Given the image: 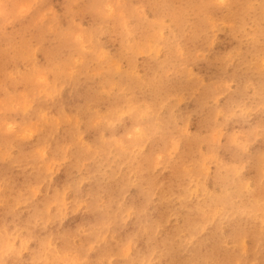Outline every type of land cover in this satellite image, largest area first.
Wrapping results in <instances>:
<instances>
[{"label": "rangeland", "instance_id": "obj_1", "mask_svg": "<svg viewBox=\"0 0 264 264\" xmlns=\"http://www.w3.org/2000/svg\"><path fill=\"white\" fill-rule=\"evenodd\" d=\"M163 1L0 0V38L12 43L0 42V264H190L217 250V264H256L264 239L247 225L264 229V0ZM201 208L210 226L194 221ZM48 231H68L56 260L40 251Z\"/></svg>", "mask_w": 264, "mask_h": 264}, {"label": "bare ground", "instance_id": "obj_2", "mask_svg": "<svg viewBox=\"0 0 264 264\" xmlns=\"http://www.w3.org/2000/svg\"><path fill=\"white\" fill-rule=\"evenodd\" d=\"M162 1V0H161ZM165 1V0H164ZM163 1V2H164ZM169 1V0H168ZM192 1V0H191ZM196 2V1H195ZM198 2V1H197ZM178 6V5H177ZM163 7V6H162ZM168 7V6H167ZM180 7V6H179ZM160 8V7H159ZM158 9V8H157ZM176 9V8H175ZM165 12H167V11H165ZM84 13V12H83ZM180 14H181V12H180ZM170 15H171V17H173L172 16V13H170ZM181 16V18H182V15H180ZM174 17H175V15H174ZM175 20V19H174ZM262 23V22H261ZM111 24V23H110ZM253 25V24H252ZM112 25H110L109 27H111ZM234 26V25H233ZM39 29H40V27H39ZM39 29L37 28V29H35V30H38V34H39ZM42 30V29H41ZM44 30V29H43ZM45 31V30H44ZM44 31H43V33L41 34V31H40V34H41V36H44L45 34H44ZM14 32V31H13ZM12 32V33H13ZM10 33V32H9ZM11 33V34H12ZM32 36L34 37V35L37 33V32H33L32 31ZM193 33V32H192ZM44 34V35H43ZM16 35H17V33H16ZM113 35V34H112ZM135 35V34H134ZM187 35V34H186ZM234 35V34H233ZM8 36V35H7ZM6 36V37H7ZM13 36V35H12ZM37 36V37H36ZM38 36H39V38L41 37L40 35H35V37L36 38H38ZM136 36V35H135ZM134 36V37H135ZM191 36V35H190ZM3 37V36H2ZM11 37V36H10ZM192 37V36H191ZM4 38H5V35H4ZM8 38V37H7ZM7 38H5V39H3L2 38V40H3V47H5L6 48V46H7V48L6 49H8V47H9V49L11 48L10 46L12 45V43L10 44V42H9V44L6 42L7 41ZM12 38V37H11ZM43 38V37H42ZM44 39V38H43ZM2 40H1V38H0V42L2 43ZM11 40V39H10ZM9 40V41H10ZM4 41L7 43V44H4ZM11 42H13L12 40H11ZM62 42V41H61ZM14 43V42H13ZM61 44V43H60ZM1 46V45H0ZM64 46V45H63ZM262 46V45H261ZM18 47V46H17ZM260 47V46H259ZM13 49H14V47H12ZM16 48V47H15ZM45 48H47V47H45ZM64 48V47H63ZM2 49V48H1ZM9 49H8V51H9ZM49 49H51V48H49ZM66 49V48H65ZM69 49H71V48H69ZM12 50V49H11ZM15 50H16V52H19V50L16 48V49H14V52H15ZM45 50V49H44ZM48 50V49H47ZM222 50V49H221ZM226 50V49H225ZM3 51H4V49H3ZM6 51V50H5ZM7 51V52H8ZM13 51V50H12ZM48 51H50V50H48ZM58 51V50H57ZM59 51H61V48H60V50ZM64 51H66V50H64ZM67 51H68V49H67ZM72 51V50H71ZM70 50H69V52H70V54L72 53ZM12 53V55L15 57V58H17L18 56H20L21 55V52H19L20 53V55H15V53ZM63 51H61L60 53H62ZM69 52H67V53H69ZM221 52V51H220ZM244 52V51H243ZM246 52V51H245ZM46 52H44V54H45ZM56 53H58V52H56ZM6 53H4L3 54V56H5L6 57V55H5ZM23 54V53H22ZM70 54H68L69 56H70ZM0 55H1V53H0ZM11 54H10V52H9V56H10ZM53 55H54V53H53ZM60 55H62V54H60ZM216 55H218V54H216ZM48 57V55H46L45 54V57ZM214 56H215V54H214ZM222 56V55H221ZM252 56V55H251ZM14 57H13V59H14ZM66 57H67V54H66ZM66 57H65V55L63 54V57L62 58H64V59H66ZM212 57H213V54H212ZM255 57V56H254ZM20 58H21V56H20ZM19 58V59H20ZM22 58H24L23 56H22ZM85 58H86V56H85ZM1 59V58H0ZM12 58H11V61L13 60ZM19 59H16L15 60V62L18 60L19 61ZM46 59V58H45ZM44 59V60H45ZM47 59H50V58H47ZM45 60V61H48V60ZM52 59V58H51ZM50 59V60H51ZM256 58H254V60H255ZM3 60V61H2ZM1 61L4 63V62H6L5 61V59H2ZM7 60V59H6ZM21 60V59H20ZM22 61H23V59H22ZM259 61V60H258ZM8 62V61H7ZM13 62H14V60H13ZM19 62H21V61H19ZM11 63V62H10ZM17 63V62H16ZM15 63V64H16ZM34 63V62H33ZM47 63H50V62H46V64ZM213 63H214V61H213ZM216 63V62H215ZM223 63V62H222ZM237 63V62H236ZM0 64H2V63H0ZM9 64V63H8ZM7 63H6V65H8ZM18 64V63H17ZM35 64V63H34ZM207 64V63H206ZM219 64H221V63H219ZM232 64V63H231ZM257 64V63H256ZM4 65H5V63H4ZM4 65H2V66H4ZM6 65H5V67H6ZM48 65V64H47ZM234 65V64H233ZM260 65V64H259ZM31 66H32V63H31ZM35 66V65H34ZM219 66V65H218ZM223 66V65H222ZM235 66V65H234ZM4 67V68H5ZM217 67V66H216ZM229 67V66H228ZM231 67V70H232V66H230ZM242 67V66H241ZM2 68V67H1ZM0 68V69H1ZM33 68V67H32ZM208 68H209V66H208ZM259 68V67H258ZM3 69V68H2ZM1 69V70H2ZM218 69V68H217ZM223 69V68H222ZM226 69H227V67H226ZM4 70V69H3ZM2 70V71H3ZM8 70V69H7ZM6 69H5V71L6 72H8ZM214 70V69H213ZM9 71H10V69H9ZM18 71V70H17ZM21 71V70H20ZM215 71V70H214ZM6 72L4 73V71H3V74H5L6 75ZM230 73V72H229ZM246 73V72H245ZM255 73V72H254ZM263 75V74H262ZM2 77V76H1ZM257 78H258V76H256ZM239 78H240V76H239ZM234 79V78H233ZM249 80V79H248ZM259 80V79H258ZM261 80H262V78H261ZM241 81V80H240ZM264 81V80H263ZM248 82V81H247ZM254 82V81H253ZM255 83V82H254ZM245 84V83H244ZM257 84V83H256ZM263 84V83H262ZM248 85H250V84H248ZM259 86H260V84H258ZM253 86V85H252ZM258 86V87H259ZM262 86V85H261ZM248 87V86H247ZM253 88H254V86H253ZM263 88V87H262ZM261 88V89H262ZM89 90V89H88ZM246 90H249V87H248V89H246ZM238 91V90H237ZM91 92V91H90ZM240 92V91H239ZM252 92H254V90L252 91ZM81 93V92H80ZM241 93V92H240ZM251 93V92H250ZM249 93V94H250ZM257 93H259V92H257ZM243 94V93H242ZM256 94V93H255ZM259 94H261V96H262V93H259ZM200 95V94H199ZM256 95H258V94H256ZM236 97V96H235ZM252 97V96H251ZM231 98V97H230ZM238 98H239V96H238ZM262 98H264V97H262ZM150 101V100H149ZM208 102V101H207ZM194 104V103H193ZM151 105V104H150ZM149 105V106H150ZM197 106H198V104H197ZM151 108H152V106H150ZM152 109H154V108H152ZM194 109H195V107H194ZM205 109V108H204ZM206 110V109H205ZM210 110V109H209ZM199 111V110H198ZM208 111V110H207ZM188 112V111H187ZM203 112V111H202ZM205 113H207V112H205ZM210 114H211V112H209ZM208 113V114H209ZM223 113V112H222ZM212 115V114H211ZM210 115V116H211ZM260 117V116H259ZM261 119V118H260ZM168 120V119H167ZM259 120V119H258ZM206 121V120H205ZM172 122V121H171ZM258 122V121H257ZM122 124H123V122H122ZM129 124V123H128ZM161 125V124H160ZM121 126V125H120ZM123 127V126H122ZM161 127H162V125H161ZM169 127H171V126H169ZM200 128H202V127H200ZM250 131V130H249ZM167 132V131H166ZM63 136V135H62ZM61 139V138H60ZM169 141V140H168ZM189 142H190V140H189ZM192 142V141H191ZM12 143V142H11ZM191 144V143H190ZM158 145H160V144H158ZM23 149V148H22ZM255 149H256V147H255ZM259 149V148H258ZM253 151V150H252ZM80 153H82V152H80ZM241 153V152H240ZM256 154V153H255ZM262 154H263V152H262ZM262 156V155H261ZM197 157V156H196ZM245 157V156H244ZM185 160V159H184ZM23 162V161H22ZM25 164V163H24ZM206 164V163H205ZM141 166V165H140ZM7 170H8V168H7ZM9 171V170H8ZM19 172H20V170H18ZM250 171V170H249ZM135 172V171H134ZM6 174V173H5ZM71 174V173H70ZM132 174V173H131ZM138 174H140V173H138ZM246 174V173H245ZM249 174V173H248ZM11 175H12V172H11ZM24 175V174H23ZM224 175V174H223ZM19 176V175H18ZM135 176H136V174H135ZM140 176V175H139ZM139 176H136L137 178L136 179H138V177ZM142 176H144L143 174L141 175V177ZM179 176V175H178ZM16 177H17V175H16ZM71 177V176H70ZM117 177V176H116ZM134 177V176H133ZM241 177V176H240ZM12 178V177H11ZM140 178V177H139ZM17 179V178H16ZM69 179V178H68ZM71 179V178H70ZM115 179H117V178H115ZM174 179V178H173ZM264 179V178H263ZM22 180H23V177H22ZM254 180V179H253ZM19 181V180H18ZM111 181V180H110ZM134 181V180H133ZM143 181V180H142ZM252 181V180H251ZM263 181V180H262ZM262 181H261V183H262ZM14 182V181H13ZM16 182V181H15ZM107 182V181H106ZM120 182V181H119ZM139 182L141 183V180H139ZM176 182H177V180H176ZM226 182V181H225ZM23 184V183H22ZM70 184V180H68V181H66L65 183H64V185H69ZM119 184V183H118ZM139 184V183H138ZM137 184V185H138ZM142 184H145V182H143ZM180 184H181V182H180ZM184 184H185V182H184ZM250 184V183H249ZM252 184V183H251ZM20 185H21V183H20ZM92 185V184H91ZM113 185V184H112ZM182 185V184H181ZM220 185H222V184H220ZM93 186H95V185H93ZM110 186V185H109ZM139 186H140V184H139ZM171 186V185H170ZM264 186V185H263ZM221 187V186H220ZM235 187V186H234ZM128 188V187H127ZM130 188V187H129ZM142 188V187H141ZM155 188V187H154ZM159 188V187H158ZM157 188V189H158ZM177 188H178V185H177ZM181 188V187H180ZM228 188V187H227ZM232 188V187H231ZM92 189H93V187H92ZM91 189V190H92ZM165 189V188H164ZM173 189V188H172ZM250 189V188H249ZM128 190V189H127ZM153 190V192H154V194L157 196V194H158V196H159V198H166L167 196H168V193L166 192V191H160V189L159 190H156L155 189V191H154V189H152ZM175 190H176V188H175ZM175 190H173V191H175ZM178 190V189H177ZM93 191V190H92ZM94 191H96V190H94ZM115 191V190H114ZM113 191V192H114ZM169 192V194H170V191H168ZM176 192V191H175ZM178 192V191H177ZM257 192V191H256ZM1 193V192H0ZM157 193V194H156ZM262 193V192H261ZM114 194V193H113ZM255 193H253V195H254ZM258 194V193H257ZM15 195V194H14ZM143 195H144V193H143ZM10 196V195H9ZM137 196H139L138 194L136 195V196H134V197H136V199L138 200L139 198H137ZM180 195H178V197H179ZM183 196V195H182ZM133 197V198H134ZM9 198H11V197H9ZM15 198V197H14ZM131 198V197H130ZM142 198V197H141ZM173 198V197H172ZM205 198V197H204ZM259 198V197H258ZM168 199L169 198H167V200L166 201H168ZM177 199V198H176ZM182 199V198H181ZM184 199V198H183ZM182 199V200H183ZM213 199H215L214 197H213ZM9 200V199H8ZM130 200V199H129ZM136 200V201H137ZM174 200V199H173ZM201 200V199H200ZM251 200V199H250ZM178 201H180L181 202V200H178ZM199 201V200H198ZM223 201V200H222ZM262 202H261V204L264 202V200H261ZM17 202V201H16ZM18 202H19V200H18ZM139 202V201H138ZM137 202V203H138ZM164 203H165V201H163ZM186 202V201H185ZM188 202V201H187ZM193 202V201H192ZM192 202H190L191 204H192ZM201 202V201H200ZM6 203H7V200H6ZM5 203V204H6ZM129 203H130V201H129ZM136 203V204H137ZM140 203H142L141 201H140ZM161 203V202H160ZM159 203V204H160ZM195 203V202H194ZM193 203V204H194ZM260 203V202H259ZM14 204V203H13ZM20 204V203H19ZM135 204V203H134ZM139 204V203H138ZM143 204V203H142ZM168 203H166V205H167ZM182 204H184V203H182ZM192 204V205H193ZM127 205V204H126ZM181 205V204H180ZM179 205V206H180ZM198 205V204H197ZM202 205V204H201ZM217 205H219V204H217ZM217 205H215V208L217 207ZM10 206V205H9ZM14 207H15V205H13ZM136 206V205H135ZM138 206H140V204L138 205ZM138 206H136V207H138ZM142 206V205H141ZM202 206H204V205H202ZM226 206V205H225ZM258 206H260V205H258ZM144 207V206H143ZM162 207H163V205H162ZM184 207V206H183ZM182 207V208H183ZM5 208V207H4ZM12 208V207H11ZM18 208V207H17ZM29 208H31V207H29ZM32 208H33V206H32ZM32 208H31V210H32ZM145 208V207H144ZM191 208V207H190ZM219 208H221V207H219ZM44 209V208H43ZM47 209V208H46ZM148 209V208H147ZM165 209V208H164ZM209 209L212 211V214L211 215H216V209H215V212H214V210H213V208L211 209L210 207H209ZM227 209V208H226ZM6 210V209H5ZM9 210V209H8ZM31 210H28V212H30ZM38 210H40V208L38 209ZM93 210V209H92ZM155 210H157V209H155ZM161 210H162V208H161ZM20 211V210H19ZM36 211H37V209H36ZM42 211V210H41ZM164 211V210H163ZM167 211V210H166ZM183 211V210H182ZM196 211V210H195ZM202 211V212H201ZM206 209H203V208H201V209H199L198 210V212H197V214H196V218H193L194 219V221L195 222H200V223H203V224H205V227L206 226H210V222H212V221H214L213 219H211V220H209V218L208 217H205L207 214H206ZM250 211V210H249ZM261 211H264V209H261ZM22 212V211H21ZM118 212V211H117ZM148 212H150V211H148ZM152 212H153V210H152ZM156 212V211H155ZM165 212V211H164ZM163 212V213H164ZM184 212V211H183ZM194 212V211H193ZM4 213V212H3ZM15 213H16V211H15ZM14 213V214H15ZM33 213V212H32ZM159 213V212H158ZM205 213V214H204ZM246 213V212H245ZM9 214V213H8ZM11 214V213H10ZM19 214V213H18ZM21 214V213H20ZM143 214V213H142ZM142 214H140V215H142ZM147 214V213H146ZM182 214V213H181ZM4 215H6V214H4ZM192 215V217H195V216H193V214H191ZM205 215V216H204ZM21 216V215H20ZM26 216H28L27 215V213H26ZM115 216V215H114ZM158 216H159V214H158ZM183 216V215H182ZM181 216V217H182ZM1 217H2V215H1ZM44 217V220H45V222H48L51 218H50V216H43ZM87 217H88V214H87ZM99 217V216H98ZM154 217H156V216H154ZM185 217V216H184ZM191 217V216H190ZM189 217V218H190ZM191 217V218H192ZM205 217V218H204ZM23 218H24V216H23ZM93 218V217H92ZM96 218V217H95ZM103 218V217H102ZM147 218H148V216H147ZM153 218V217H152ZM241 218H244V217H241ZM2 219V218H1ZM5 219V218H4ZM22 219V218H21ZM21 219H20V222H21ZM29 219V218H28ZM38 219V218H37ZM86 219H88V218H86ZM98 219H100V218H98ZM141 219V218H140ZM151 219V218H150ZM157 219V218H156ZM207 219V220H206ZM235 219V218H234ZM19 220V219H18ZM17 220V221H18ZM42 220V219H41ZM91 221H93L92 219H90ZM102 220V219H101ZM144 220H146L145 218H144ZM155 220V219H154ZM159 220V219H158ZM158 220H157V222H158ZM191 220V219H190ZM189 220V221H190ZM237 220V219H236ZM31 221H33V220H31ZM39 221V220H38ZM51 221H53L52 219H51ZM83 221H84V219H83ZM136 221V220H135ZM134 221V222H135ZM184 221V220H183ZM248 221H249V219H248ZM248 221H247V223H248ZM15 222V221H14ZM19 222V221H18ZM17 222V223H18ZM19 222V223H20ZM27 222V221H26ZM137 222V221H136ZM150 222H152V221H150ZM149 222V223H150ZM163 221H161V223H162ZM231 222H233V220L231 221ZM251 222V221H250ZM5 223V222H4ZM3 223V224H4ZM25 223V222H24ZM30 223V222H29ZM37 223L38 222H36V225H37ZM82 223H87V222H82ZM0 224H1V222H0ZM15 224V223H14ZM48 224V223H47ZM47 224H46V226H47ZM134 224V223H133ZM153 224H154V222H153ZM224 224H225V222H224ZM223 223H222V220L220 219V221L215 225V226H213V227H215V229H216V231H217V233L219 234V237H217V240H220V238H221V236L223 235V233L225 234V230L223 229V226H225ZM16 225V224H15ZM26 225V224H25ZM28 225V224H27ZM178 225H179V223H178ZM227 225V224H226ZM245 225H247V224H245ZM22 226V225H21ZM29 226H30V228L32 227V225L31 224H29ZM29 226H27L28 228H29ZM138 226H139V224H138ZM146 226V225H145ZM160 226V225H159ZM166 226V225H165ZM180 226V225H179ZM252 227V230L250 231L255 237H257V239H259V240H263L264 239V229L262 228L263 226H261V225H259V222H257V221H254V222H252L251 224H249L248 223V225H247V228H249V227ZM36 227V226H35ZM34 227V228H35ZM38 227H39V223H38ZM133 227V226H132ZM140 227H142V226H140ZM171 227V226H170ZM226 227V226H225ZM231 227V226H230ZM242 226H235L234 228H233V230L231 231V239L233 238L234 240H235V242H236V245H235V247L237 246V247H239L240 246V244H242V242H243V238L244 237H242V235L243 234H245L244 232H242V228H241ZM256 227V228H255ZM139 228V227H138ZM150 228V227H149ZM165 228V227H164ZM167 228V227H166ZM177 228V227H176ZM27 229V228H26ZM31 229H33V228H31ZM39 229V228H38ZM50 229V228H49ZM135 229H136V225H135ZM140 229V228H139ZM192 229V228H191ZM231 229V228H230ZM42 230V229H41ZM51 230V229H50ZM72 230V229H71ZM71 230H69V232L68 233H70V231ZM91 230V229H90ZM96 230V229H95ZM131 230V229H130ZM142 230H143V227H142ZM146 230V229H145ZM161 230L162 229H159V231L161 232ZM170 230H171V228H170ZM174 230V229H173ZM172 230V231H173ZM239 230L242 232L241 234L239 233ZM245 230H247V229H245ZM244 230V231H245ZM33 231V230H32ZM31 231V233L32 234H34V231L32 232ZM54 231H55V229H54ZM128 231V230H127ZM148 231H149V229H148ZM169 231V230H168ZM184 231V230H183ZM229 231V230H228ZM248 231V230H247ZM246 231V232H247ZM38 232V231H37ZM49 232V231H48ZM67 232H65V233H63V232H49V234H51V235H47V236H45V237H43V238H40V237H38V236H40V235H38L37 237L38 238H40V251H41V254L44 256V257H47L48 258V260H52V259H58V255L60 254V253H62L63 254V252H66V250H67V248L69 247V243H70V241H68L67 239H66V236H68V233ZM72 232V231H71ZM74 232V231H73ZM72 232V233H73ZM101 232H102V230H101ZM129 232V231H128ZM135 232V231H134ZM169 232H171V231H169ZM168 232V233H169ZM185 232H187V231H185ZM210 232V231H209ZM30 233V232H29ZM58 233V234H57ZM60 233H63L65 236H63V234H60ZM159 233V232H158ZM164 233V232H163ZM184 233V232H183ZM35 234H36V232H35ZM57 234V235H56ZM126 234V233H125ZM129 234H130V232H129ZM148 234V233H147ZM154 234V233H153ZM157 234V233H156ZM161 234V233H160ZM159 234V235H160ZM42 235V234H41ZM55 235V236H54ZM124 235V234H123ZM150 235V234H149ZM175 235V234H174ZM229 235V234H228ZM250 235V234H249ZM248 235V236H249ZM252 235V236H253ZM136 236H137V234H136ZM144 236V235H143ZM157 236V235H156ZM168 236V235H167ZM186 236V235H185ZM246 236V235H245ZM35 237V236H34ZM91 237V236H90ZM124 237V236H123ZM126 237L128 238V236L126 235ZM165 237H166V234H165ZM182 237V236H181ZM85 238H86V236H85ZM152 238V237H151ZM160 238V237H159ZM178 238V237H177ZM88 239V238H87ZM91 239V238H90ZM89 239V240H90ZM207 239V238H206ZM211 239V238H210ZM231 239H229V240H231ZM251 239V238H250ZM84 240V239H83ZM139 240V239H138ZM141 240V239H140ZM158 240H160V239H157V241ZM177 241H178V239H176ZM175 240V241H176ZM254 240H256V239H254ZM31 241H33V240H31ZM35 241V240H34ZM82 241V240H81ZM143 241H144V239H143ZM146 241H147V239H146ZM151 241H152V239H151ZM150 241V242H151ZM155 241V240H154ZM253 241V240H252ZM36 242V241H35ZM145 242V241H144ZM159 242V241H158ZM234 242V241H233ZM254 242V241H253ZM257 242V241H256ZM260 242H262V241H260ZM51 243H52V245H51ZM72 243V242H71ZM149 243V242H148ZM212 243V242H211ZM210 243V244H211ZM255 243V242H254ZM258 243V242H257ZM263 244H264V242H262ZM135 244V243H134ZM136 244H137V242H136ZM152 244V243H151ZM206 244V243H205ZM215 244L216 245H218V243L217 242H215ZM230 244V243H229ZM262 244V245H263ZM77 244H75V246H76ZM83 245V244H82ZM145 246L147 245V244H144ZM261 245V244H260ZM38 246V245H37ZM36 246V247H37ZM78 246V245H77ZM84 246V245H83ZM127 246H129V249L131 248L130 247V245H127ZM136 246V245H135ZM141 246V245H140ZM139 246V247H140ZM149 246H150V244H149ZM148 246V247H149ZM161 246V245H160ZM159 246V247H160ZM175 246V245H174ZM215 246V245H214ZM0 247H1V244H0ZM3 247V246H2ZM82 247V246H81ZM162 247V246H161ZM171 247V246H170ZM204 247V246H203ZM207 247V246H206ZM205 247V248H206ZM256 247H257V249H259V251H258V253H257V249H253V251L256 253V256H257V254H258V256H257V258H255V262H256V264H264V249L263 248H260L259 246H257L256 245ZM264 247V246H263ZM23 248V247H22ZM110 248V247H109ZM152 248V247H151ZM168 248V247H167ZM181 248V247H180ZM209 248V247H208ZM231 248V247H230ZM232 248H234L233 246H232ZM1 249V248H0ZM69 250H70V248H68ZM132 249V248H131ZM133 249H135V248H133ZM132 249V250H133ZM166 249V248H165ZM164 249V250H165ZM199 249V248H198ZM213 249V248H212ZM215 249V248H214ZM4 250V249H3ZM3 250H1V251H3ZM21 250V249H20ZM19 250V251H20ZM109 250V249H108ZM139 250V252H140V248L138 249ZM145 250V249H144ZM182 250V249H181ZM200 250H201V248H200ZM207 250V249H206ZM209 250V249H208ZM263 250V251H262ZM31 251V250H30ZM34 251H36V249L34 250ZM81 251H82V249L79 251V253H81ZM115 251V250H114ZM131 251V250H130ZM129 251V252H130ZM135 251H136V249L134 250V253H135ZM155 251H157V250H155ZM158 251H159V249H158ZM199 251V250H198ZM202 251V250H201ZM200 251V252H201ZM216 251V250H215ZM236 251V250H235ZM21 252V251H20ZM107 252V251H106ZM112 252V251H111ZM147 252V251H146ZM145 252V253H146ZM171 252V251H170ZM173 252V251H172ZM203 252V251H202ZM209 253H207V254H202V253H198L197 255H193V256H191L192 258H194L195 259V261H191V262H189L190 264H217V262H216V260H215V256H214V254L215 253H218V255H219V258L220 259H222L221 257H220V251H216V252H214L213 253V251H208ZM233 252H234V250H233ZM233 252H231V251H229V253H228V250L224 247L223 248V256H224V258L225 259H227L228 261H226L227 263L229 262V263H232V261L231 260H229V259H231L230 257H231V253H233ZM4 253V252H3ZM2 253V254H3ZM22 253V252H21ZM193 253V252H192ZM20 254V253H19ZM37 254V253H36ZM36 254H34L33 252H32V254H31V259H35L34 258V255L36 256ZM150 254V253H149ZM171 253H169V255H170ZM173 254V253H172ZM171 254V255H172ZM175 254L176 253H174V257H175ZM177 254H179V253H177ZM196 254V253H195ZM229 254H230V256H229ZM0 255H1V253H0ZM38 255H40V254H38ZM61 255V254H60ZM132 255V254H131ZM145 255V254H144ZM143 255V256H144ZM160 255V254H159ZM49 256V257H48ZM65 256V255H64ZM81 256V255H80ZM105 256V255H104ZM103 256V257H104ZM157 256V255H156ZM161 256V255H160ZM168 256V255H167ZM173 256V255H172ZM189 256V255H188ZM128 257V256H127ZM155 257V256H154ZM158 257V256H157ZM180 257V256H179ZM37 258V257H36ZM100 258V257H99ZM134 258V257H133ZM184 258H186V257H184ZM183 258V259H184ZM191 258V259H192ZM229 258V259H228ZM235 258H236V256H235ZM19 259V258H18ZM30 259V258H29ZM46 259V258H45ZM45 259H43L42 260V262L45 260ZM61 259V258H60ZM83 259V258H82ZM85 259V258H84ZM101 259H104V258H101ZM138 259V258H137ZM168 259H169V257H168ZM175 259H177L176 257H175ZM180 259H182V258H180ZM190 259V260H191ZM232 259H233V257H232ZM251 259H253V258H251ZM0 260H1V258H0ZM86 260V259H85ZM91 260V259H90ZM96 260H97V258H96ZM99 260V259H98ZM145 260V259H144ZM161 260V259H160ZM171 260H172V258H171ZM174 260V259H173ZM224 260V259H223ZM30 261V260H29ZM33 261V260H32ZM36 261V260H35ZM40 261V260H39ZM88 261V260H87ZM117 261H119V260H117ZM117 261L116 262H114V264L115 263H117ZM175 261V260H174ZM178 261H179V259H177V262H176V264L178 263ZM189 261V260H188ZM188 261L187 262H185V264H188ZM31 262V261H30ZM34 262V261H33ZM37 262V261H36ZM47 263L49 262V261H46ZM53 262V261H52ZM79 262V261H78ZM99 262V261H98ZM123 262V261H122ZM156 262H157V260H156ZM183 262H184V260H183ZM182 261H181V263H183ZM194 262V263H193ZM233 262H235L234 261V259H233ZM254 262V263H255ZM90 263V262H89ZM94 263V262H93ZM136 262H134V264H135ZM181 263H178V264H181ZM32 264H34V263H32ZM40 264V263H39ZM52 264V263H51ZM74 264V263H73ZM81 264V263H80ZM98 264V263H97ZM105 264V263H104ZM120 264V263H119Z\"/></svg>", "mask_w": 264, "mask_h": 264}]
</instances>
